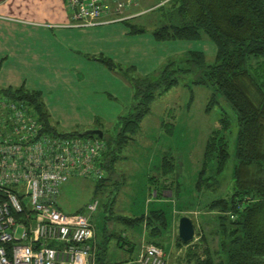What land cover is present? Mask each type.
<instances>
[{"label": "rangeland", "instance_id": "rangeland-1", "mask_svg": "<svg viewBox=\"0 0 264 264\" xmlns=\"http://www.w3.org/2000/svg\"><path fill=\"white\" fill-rule=\"evenodd\" d=\"M159 1L140 0L134 8L138 14L127 19L130 24L143 25L142 31L131 32L128 23L116 21L12 35L6 44L9 55L0 68L2 78L20 76L27 88L42 90L50 119L58 129L100 128L113 147L121 116L127 115L135 102L133 82L128 76L155 79L170 61L174 68L189 67L177 70V82L155 95L137 131L122 146L112 177L107 176L99 190H95L96 179L89 177L71 176L60 184L57 202L63 211L74 212L93 197L99 200L90 220L97 236L106 239V260L115 264H136L132 257L140 241H146L147 230L144 222H130L126 217L145 214L151 208L165 211L167 225L155 237L163 241L166 264H194L188 258L192 250L202 257L204 254L205 242L200 237L205 232L203 221L207 217L213 221L216 213L198 206L232 187L234 110L218 93L207 109L212 89L195 82L201 70L186 59L189 50L197 49L204 52L206 62H212L216 44L205 34L195 39H156L152 29L158 22L153 20L155 13L149 6ZM101 57H109L114 66H108ZM223 114L230 120L224 131L229 157L220 171L215 157L206 163L204 175L214 182L199 189L195 182L204 144L221 126L219 117ZM163 160L172 168L166 174L161 172ZM220 177L217 185L215 181ZM262 178L264 181V173ZM167 181L170 188L162 189L165 195L157 200L154 189ZM187 206L194 207L181 210ZM182 215L189 216L194 225L193 238L183 245L176 242ZM209 245L215 247V239L209 238Z\"/></svg>", "mask_w": 264, "mask_h": 264}, {"label": "trees", "instance_id": "trees-1", "mask_svg": "<svg viewBox=\"0 0 264 264\" xmlns=\"http://www.w3.org/2000/svg\"><path fill=\"white\" fill-rule=\"evenodd\" d=\"M150 11L155 13L153 20L158 22L152 29L156 39H195L205 34L215 42L216 53L212 62H206L204 52L197 49L189 50L186 59L201 70L195 82L212 89L207 109L215 102L218 93L234 110L236 130L232 187L224 195L198 206L215 210L216 213L213 221L210 217L203 221L205 232L200 236L201 241L205 242L203 257L192 250L188 258L194 264H264V0H166ZM123 21L128 23L127 20ZM128 24L131 32L144 29L143 25ZM101 59L108 66H114L109 57ZM179 69L185 71L189 67L174 68L173 61H170L155 79L147 76L135 78L124 71L133 82L135 102L130 112L121 116L120 128L113 137V147L110 138L104 137V134L98 136L86 130L58 129L50 119L40 89H29L23 85L0 87V95L21 101L26 106L27 112L41 124L38 135H78L100 139L103 143L98 158L101 176L89 177L96 179L97 191L107 176L112 177L111 171L122 146L137 131L141 118L150 109V102L155 95L177 82L176 72ZM219 121L221 126L210 133L204 144L203 161L195 182L199 189L209 187L214 182L208 180L209 175H204L206 163L215 157L217 170L220 171L229 157V142L224 131L230 120L223 114ZM9 126L12 127V124ZM166 165L163 160V174L172 169ZM222 178L215 181L217 185ZM167 182L154 189V196L158 199L164 196L162 189L170 188L171 184ZM85 206L76 211H85ZM193 207H181V210ZM126 218L130 222H144L146 240L163 247L162 239L155 237L167 225L162 208H151L145 214ZM209 238L215 239V247L209 245ZM176 239L177 244L181 245L189 242L183 243L178 234ZM102 257V253L98 252V264L102 263Z\"/></svg>", "mask_w": 264, "mask_h": 264}, {"label": "built area", "instance_id": "built-area-1", "mask_svg": "<svg viewBox=\"0 0 264 264\" xmlns=\"http://www.w3.org/2000/svg\"><path fill=\"white\" fill-rule=\"evenodd\" d=\"M136 1L65 0L76 26L120 21ZM40 127L21 101L0 95V264H98L90 213L99 200L93 197L83 212H66L57 198L67 178L101 176L103 143L38 135ZM135 262L166 264L165 250L143 239Z\"/></svg>", "mask_w": 264, "mask_h": 264}, {"label": "crops", "instance_id": "crops-1", "mask_svg": "<svg viewBox=\"0 0 264 264\" xmlns=\"http://www.w3.org/2000/svg\"><path fill=\"white\" fill-rule=\"evenodd\" d=\"M139 1L140 0H137L135 4H131L129 7L124 9L123 14L130 16L120 21L127 20L138 14V11L134 10V8L138 6ZM164 1L166 0H162L161 2L159 1L156 4L149 6V8L151 9L155 5ZM70 15L71 10L68 9L65 0H0V68L3 65L4 57L9 55L10 50L6 44L8 43V37L12 35L26 33L32 34L33 32L41 33L42 31L53 32V30L63 31L70 30V28L73 27L88 28L97 26L73 25V20H71ZM103 24L108 23H102L98 25ZM25 83L26 80L21 78L20 76H12L11 78H2L0 76V87H15L20 85L26 87ZM94 236L96 260L97 253L101 252L103 255V257L101 258V264H111L112 262H108L105 258L106 239L104 240L103 238H99L96 231ZM140 245L141 241L139 243L137 252L132 257V260L134 262L139 253Z\"/></svg>", "mask_w": 264, "mask_h": 264}, {"label": "water", "instance_id": "water-1", "mask_svg": "<svg viewBox=\"0 0 264 264\" xmlns=\"http://www.w3.org/2000/svg\"><path fill=\"white\" fill-rule=\"evenodd\" d=\"M86 132H89L92 134L95 133L98 136L103 135V131L100 128L88 129V130H86ZM177 234L183 243H187L188 241H190L193 238V236H194V225H193V222L189 216L182 215L179 218L178 225H177Z\"/></svg>", "mask_w": 264, "mask_h": 264}]
</instances>
